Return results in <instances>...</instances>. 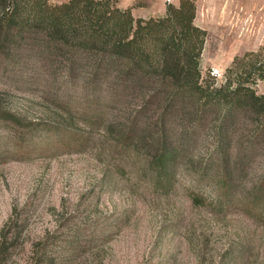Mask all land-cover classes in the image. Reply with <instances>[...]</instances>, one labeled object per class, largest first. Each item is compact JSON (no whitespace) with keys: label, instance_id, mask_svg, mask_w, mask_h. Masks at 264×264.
<instances>
[{"label":"trees","instance_id":"trees-1","mask_svg":"<svg viewBox=\"0 0 264 264\" xmlns=\"http://www.w3.org/2000/svg\"><path fill=\"white\" fill-rule=\"evenodd\" d=\"M119 3L0 0V58L15 66L28 60L18 72L30 69L46 76L52 89L79 91L85 125L103 126L120 151L146 157L156 193L170 195L186 165L193 206L216 213L250 206L264 211V94L255 88L264 80L262 52L235 58L217 84L203 76L207 33L195 25L194 0L168 4L165 16L150 19H136ZM5 100L0 92V128L9 137L65 128L84 139L71 113H53L44 127H28ZM193 150L195 160H189ZM254 171L259 176L241 195L242 182ZM18 239L13 230L2 232L0 264L12 260ZM74 248L62 255L34 249L24 264H69Z\"/></svg>","mask_w":264,"mask_h":264},{"label":"rangeland","instance_id":"rangeland-1","mask_svg":"<svg viewBox=\"0 0 264 264\" xmlns=\"http://www.w3.org/2000/svg\"><path fill=\"white\" fill-rule=\"evenodd\" d=\"M180 1L120 0L119 5L131 8L136 19H150L165 16L167 5ZM194 2L195 25L207 33L203 76L223 84L235 58L261 51L264 59V0ZM25 63L15 66L0 58L4 105L28 127H44L53 113H71L84 139L62 128L17 140L0 128V236L19 234L8 264H24L34 249L62 255L69 245H75L76 255L69 264H264L262 207L216 213L193 206L186 195L191 181L186 165L170 195L151 190L146 157L120 151L103 126H86L81 93L52 89L46 76L30 69L18 72ZM255 88L264 94V80ZM194 154L188 152V159L195 160ZM259 174L246 177L241 195Z\"/></svg>","mask_w":264,"mask_h":264}]
</instances>
